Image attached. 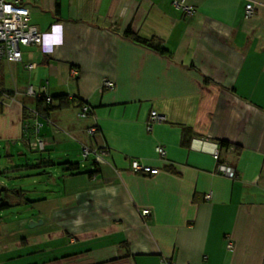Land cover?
Returning <instances> with one entry per match:
<instances>
[{
  "label": "crops",
  "instance_id": "1",
  "mask_svg": "<svg viewBox=\"0 0 264 264\" xmlns=\"http://www.w3.org/2000/svg\"><path fill=\"white\" fill-rule=\"evenodd\" d=\"M173 1L27 0L44 38L18 63L0 59V142L29 147L36 137L24 120L31 86L68 102L36 118L41 152L75 142L100 161L63 170L57 193L37 201L41 225L20 220L13 232L23 237L0 243V254L56 243L24 264H263L264 0H186L192 17ZM103 80L113 88L101 90ZM153 110L164 120L146 131ZM213 143L236 179L215 173ZM132 161L158 172L134 173Z\"/></svg>",
  "mask_w": 264,
  "mask_h": 264
},
{
  "label": "rangeland",
  "instance_id": "2",
  "mask_svg": "<svg viewBox=\"0 0 264 264\" xmlns=\"http://www.w3.org/2000/svg\"><path fill=\"white\" fill-rule=\"evenodd\" d=\"M23 4L28 6L27 0H23ZM33 23V19H29V24L34 25ZM22 50L23 52L26 51L25 48H22ZM5 83L10 86L8 76H6ZM83 119L81 118L79 120ZM28 140H31L30 144L34 142V138L29 137ZM40 161L45 164H39ZM46 162H50V164ZM93 162L94 156L90 154L88 157H83L80 151V145H77L75 142L70 147L64 148L57 145L47 149L45 152H39L31 146L28 147L24 142L8 145L1 141L0 243L6 242L12 236L19 238V240L23 237L20 235L22 232H13L17 230L15 224H19L20 220L28 219L26 228H30L29 224L34 223L32 219L36 218L39 212L37 201L43 199L46 195L57 193V190L61 188L63 183L60 173H63L69 167L68 163L79 165V169L73 170L74 173H84L90 170ZM19 190L21 192L18 194L17 192ZM18 201L19 203L17 204L16 202ZM55 244H34L33 246L23 248L24 250L21 252L16 250V254L12 253V247L4 248L0 254V261H2L0 264H18L19 262L24 264L26 262L32 263V261L42 262L46 259L45 256L50 257L48 250H52ZM3 246L6 245L4 244ZM31 251L36 253L28 255ZM17 254L25 256L14 259Z\"/></svg>",
  "mask_w": 264,
  "mask_h": 264
},
{
  "label": "built area",
  "instance_id": "3",
  "mask_svg": "<svg viewBox=\"0 0 264 264\" xmlns=\"http://www.w3.org/2000/svg\"><path fill=\"white\" fill-rule=\"evenodd\" d=\"M173 6L176 9L181 10L186 16L192 17L194 14L193 8L187 5L186 0L173 1ZM255 5L248 3L245 5V18H249L254 14ZM29 20V9L23 4L22 0H0V59L11 63H18L22 59V47L27 46H42L43 34L38 31L35 26L28 23ZM28 69L34 67L33 63L26 65ZM113 82L109 80H103L101 85V90H110L113 88ZM26 93L32 97H44L46 102H50V97L41 96L36 93L31 86H28ZM89 112L88 106H82L78 111L77 115L79 117H85ZM164 120V116L158 114L156 111H151L146 122V131L152 130V125L159 123ZM41 125L36 122V127ZM95 127L87 128L86 133L89 136H93L96 133ZM31 147L37 151H43L45 147V141L42 138L34 139ZM81 152L83 157H88L90 154L96 156L99 160V155H97L95 150L90 147L82 145ZM158 155L163 158L165 151L161 146L156 148ZM213 159L216 162L215 173L225 176L229 179H236L237 175L233 167L221 162L219 160V146L217 144H212V149L210 150ZM101 153V152H100ZM131 171L134 173L142 174H157V168H151L145 166L138 161H132L130 164ZM210 196L206 195V199ZM140 215L146 217L149 215L147 209L141 210ZM264 264V260H263Z\"/></svg>",
  "mask_w": 264,
  "mask_h": 264
},
{
  "label": "trees",
  "instance_id": "4",
  "mask_svg": "<svg viewBox=\"0 0 264 264\" xmlns=\"http://www.w3.org/2000/svg\"><path fill=\"white\" fill-rule=\"evenodd\" d=\"M127 33L131 34L129 29L127 30ZM50 99H51L50 102H46L44 97L35 98L34 99L35 107L32 110L33 111L32 115H29L30 117L28 116V117L24 118L25 122L26 121L28 122V118L32 119L33 133H34V135H36V137L34 139L40 138V137H38V132L40 131V129L42 127V122L41 121H36V118H42V119L48 118L50 113L53 110H56L58 108L63 107V105L68 104V102L65 99V96H63V95L53 96V97H50ZM72 100H74V99H72ZM54 101H57V104H54ZM84 105L88 106V105L83 104L81 102L79 104H77V107H79L78 111ZM88 108H89V106H88ZM89 112H90V109H89ZM89 112L85 115V117H79L78 115L77 116L79 118H86L89 115ZM36 122L39 123L41 126L37 128L36 127ZM26 126L28 127V125L25 123V129L28 130L29 128H26ZM93 127H95V126H93ZM220 145L224 146L225 144L223 142H221ZM64 164H66V163H64ZM68 164H69V167L66 169V171L70 172L71 174L74 173L73 170L79 169V165L78 164H70V163H68ZM5 206H8V205H5Z\"/></svg>",
  "mask_w": 264,
  "mask_h": 264
},
{
  "label": "water",
  "instance_id": "5",
  "mask_svg": "<svg viewBox=\"0 0 264 264\" xmlns=\"http://www.w3.org/2000/svg\"><path fill=\"white\" fill-rule=\"evenodd\" d=\"M41 223H42L41 220H39L38 222H34L32 225L29 224V227L36 226V225L41 224Z\"/></svg>",
  "mask_w": 264,
  "mask_h": 264
},
{
  "label": "bare ground",
  "instance_id": "6",
  "mask_svg": "<svg viewBox=\"0 0 264 264\" xmlns=\"http://www.w3.org/2000/svg\"><path fill=\"white\" fill-rule=\"evenodd\" d=\"M55 33H56V31H55Z\"/></svg>",
  "mask_w": 264,
  "mask_h": 264
}]
</instances>
